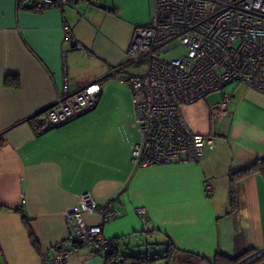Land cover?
<instances>
[{
    "label": "crops",
    "instance_id": "0c3cea01",
    "mask_svg": "<svg viewBox=\"0 0 264 264\" xmlns=\"http://www.w3.org/2000/svg\"><path fill=\"white\" fill-rule=\"evenodd\" d=\"M100 1L38 11L0 0V264H45L44 254L70 250L65 212L86 192L99 203L113 199L119 209L103 233L120 255L169 253L172 264H229L247 251H264V179L242 178L233 209L228 196L229 173L264 157V92L243 82L228 84L223 89L231 94L228 114L216 121L211 104L221 91L181 106L190 130L215 139L214 148L194 163L136 167L131 141H112L101 125L93 133L76 132L79 116L40 134L35 121L30 123L56 101L65 82L74 93L99 81L102 91L92 116L108 112L128 67L114 69L126 61L134 27L148 20L125 21L118 0ZM64 24L81 48L66 42ZM11 76L18 77V86L5 82ZM137 207L146 209L152 231L143 230ZM83 217L99 223L95 215L83 212ZM217 254L223 255L218 261ZM107 259L83 246L66 264ZM251 264H264V253Z\"/></svg>",
    "mask_w": 264,
    "mask_h": 264
},
{
    "label": "built area",
    "instance_id": "2783aa9c",
    "mask_svg": "<svg viewBox=\"0 0 264 264\" xmlns=\"http://www.w3.org/2000/svg\"><path fill=\"white\" fill-rule=\"evenodd\" d=\"M77 1L94 0H16V4L43 11L64 9ZM152 8L149 21L132 31L126 61L114 69L136 65L138 70L127 79L136 132L131 160L136 167L198 162L204 151L214 148V137L190 130L180 108L221 91L220 98L211 104L216 121L228 114L231 94L223 92L228 84L243 82L264 92V0H152ZM63 30L71 48L82 47L66 24ZM178 45L185 52L177 58L167 59L158 53ZM101 91L102 84L94 81L69 93L65 82L56 101L43 111L41 130L94 109ZM210 191L206 183L205 192ZM83 212L97 216L99 223H87ZM135 212L143 230L152 231L146 209L137 207ZM118 215L113 199L99 203L89 192L80 194L76 205L65 212L70 250L44 254V263L66 264L69 254L83 246L109 253L103 229ZM262 253L255 252L239 264H249ZM106 264L115 262L108 258Z\"/></svg>",
    "mask_w": 264,
    "mask_h": 264
},
{
    "label": "rangeland",
    "instance_id": "374dc122",
    "mask_svg": "<svg viewBox=\"0 0 264 264\" xmlns=\"http://www.w3.org/2000/svg\"><path fill=\"white\" fill-rule=\"evenodd\" d=\"M100 2L103 1L101 0ZM116 4L119 6L117 12L122 18L125 19V21H130L134 19L145 20V18L146 21H149L152 14V0L151 2L150 0H118V3ZM184 52V47L180 45L174 47L166 53H161L158 51L159 54H162V57L167 59L177 58ZM136 72H138L137 66L132 65L128 67L126 72L127 77L124 78L128 79L131 74H134ZM126 73L124 74V76L126 75ZM125 79L119 80L120 82H117L116 85L119 88V92L117 95H114L112 97L113 99L110 100L108 112L104 115V117L97 119L92 116V112L94 111V109L82 114L78 117V119L74 120L75 123H79L75 126L76 132L93 133L97 129V126L101 125L100 130H104L105 134L109 136L112 141H119V139L121 138V140L124 142H126L127 140L128 142L131 141L133 144L135 143V129L130 124L128 126L127 121H125V116L131 110L129 103H132L131 93L127 89L128 81H126ZM216 95L217 94H214L213 98L216 97ZM158 264L164 263L162 262Z\"/></svg>",
    "mask_w": 264,
    "mask_h": 264
},
{
    "label": "trees",
    "instance_id": "16d2710c",
    "mask_svg": "<svg viewBox=\"0 0 264 264\" xmlns=\"http://www.w3.org/2000/svg\"><path fill=\"white\" fill-rule=\"evenodd\" d=\"M124 70V69H123ZM121 70V71H123ZM127 81V79H125ZM7 84H11L12 86L16 87L19 84V80L17 76H11V78H7L5 81ZM42 112L32 116L29 118V121L31 124L36 123L35 126L39 132H44V130H41L40 128V117L42 116ZM34 123V124H35ZM34 126V129H35ZM40 134V133H39ZM1 144V142H0ZM251 174H257L259 175L262 179H264V157H260L253 161L251 164L236 170V171H231L229 173V184H228V196L230 199V206L231 209L234 208L235 205V197H236V186L238 182L244 178L245 176L251 175ZM30 237L32 238V242L34 243V238L31 230H29ZM109 240V239H108ZM110 243V252L106 253L107 258L113 260L115 264H151V262L156 261L158 259H165L166 264H172V258L173 255H170L169 253L164 254L163 256L160 257H141V256H126V255H120L118 251L113 247L112 240H109ZM169 252V250H168ZM255 253V251H247L246 253L242 254L241 256L235 258V259H230L229 264H239L241 260L246 258L247 256ZM216 260L218 261L223 255L217 254L216 255ZM257 260V259H256ZM251 264V263H250Z\"/></svg>",
    "mask_w": 264,
    "mask_h": 264
},
{
    "label": "water",
    "instance_id": "95a60500",
    "mask_svg": "<svg viewBox=\"0 0 264 264\" xmlns=\"http://www.w3.org/2000/svg\"><path fill=\"white\" fill-rule=\"evenodd\" d=\"M92 110V109H91ZM88 111H90V110H88ZM88 111H86V112H88ZM86 112H84V113H86ZM84 113H82V114H84ZM82 114H80V115H82ZM80 115H78V116H80ZM78 116H76V117H78ZM76 117H74V118H76ZM73 118V119H74ZM61 125V124H60ZM57 126H59V125H57ZM57 126H54V127H57ZM54 127H52V128H54ZM52 128H50V129H52ZM44 131H47V130H44Z\"/></svg>",
    "mask_w": 264,
    "mask_h": 264
},
{
    "label": "flooded vegetation",
    "instance_id": "af4514ba",
    "mask_svg": "<svg viewBox=\"0 0 264 264\" xmlns=\"http://www.w3.org/2000/svg\"><path fill=\"white\" fill-rule=\"evenodd\" d=\"M252 262H253V261H252ZM252 262H250V263H252ZM250 263H249V264H250Z\"/></svg>",
    "mask_w": 264,
    "mask_h": 264
}]
</instances>
